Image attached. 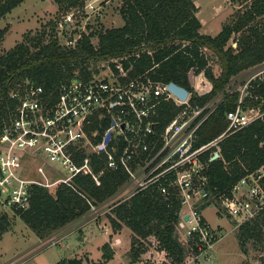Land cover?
I'll use <instances>...</instances> for the list:
<instances>
[{
  "label": "trees",
  "instance_id": "trees-1",
  "mask_svg": "<svg viewBox=\"0 0 264 264\" xmlns=\"http://www.w3.org/2000/svg\"><path fill=\"white\" fill-rule=\"evenodd\" d=\"M24 1L0 0V18ZM86 1L58 0L66 13L72 8L83 10ZM232 1L250 3L215 36L201 32L202 22L197 15L195 0H122L123 25L97 33L82 32L70 46L62 45L55 37L57 21L52 23L49 34L46 29L39 34L25 33L21 42L2 52V41L8 28L0 29V119L14 106L11 91L27 81L52 90L61 81L76 75L88 79L100 74L99 70L91 69L97 61H107L114 66L111 60L122 58L129 78L148 73L157 81L175 82L192 93L193 102L204 104L222 92L224 99L201 128V143L213 139L227 128L225 114L236 107L240 96L239 91L228 93L226 86L243 71L264 63V0ZM94 36L99 38L98 45L92 42ZM231 39L237 42L236 47L230 44ZM207 49L220 62L222 72L219 76L215 75ZM191 72L194 76L205 72L212 89L205 94L196 91ZM251 91L253 97L244 100V108L264 110V73L253 82ZM178 109L175 104L168 105L166 121ZM110 124L108 117L96 118L88 129L91 132L98 130L97 141L101 142ZM220 145L222 157L211 163V187L229 190L240 178L264 166V118L225 137ZM90 156L94 171L104 170L100 185L88 173L77 175L72 185L59 184L54 192L34 185L31 187L30 206L27 209L15 208L38 235L48 236L61 230L121 191L128 174L121 168H107L104 151ZM180 210L181 203L153 188L143 189L124 201L110 204L107 216L113 231H119L124 225L133 231L130 264H154L143 259L151 248L165 256L162 264H187L190 252L201 253L198 236L190 238L186 245L181 241ZM9 225L7 214H4L0 217V231L7 230ZM263 228L264 209L239 226L242 246L252 238L263 236ZM113 257V248L106 242L103 260L107 262ZM55 264H84V260L76 256L63 258Z\"/></svg>",
  "mask_w": 264,
  "mask_h": 264
},
{
  "label": "built area",
  "instance_id": "built-area-1",
  "mask_svg": "<svg viewBox=\"0 0 264 264\" xmlns=\"http://www.w3.org/2000/svg\"><path fill=\"white\" fill-rule=\"evenodd\" d=\"M72 18L73 14L65 16L68 30ZM111 62L115 65L108 63L110 71L104 76L85 79L76 75L52 90L27 81L11 91L14 106L0 119V206L27 209L34 185L48 189L62 183L72 185L82 173L100 185L104 170L94 171L90 155L104 151L107 168H121L129 176L121 189L127 191L116 195L118 201L147 188L176 199L181 203L179 225L189 224L188 234L198 236L200 250L213 246L217 237L202 215L204 209L245 221L256 217L264 209V166L240 178L229 190L211 187L210 169L222 157L220 143L225 137L264 118L262 108L243 106L247 97H253L251 88L264 73V63L243 72L259 70L250 79L240 80L242 90L226 88L228 93L240 92L236 107L225 114L227 128L201 143V128L224 99L220 93L204 104L193 102L191 92L182 100L169 89V83L148 73L129 78L122 58ZM170 104L179 109L166 121ZM106 117L111 124L98 142L99 131L88 128L96 118ZM109 130L111 139L105 144ZM28 160L34 164L27 165ZM50 161L67 172L62 175L56 168L49 169Z\"/></svg>",
  "mask_w": 264,
  "mask_h": 264
},
{
  "label": "rangeland",
  "instance_id": "rangeland-1",
  "mask_svg": "<svg viewBox=\"0 0 264 264\" xmlns=\"http://www.w3.org/2000/svg\"><path fill=\"white\" fill-rule=\"evenodd\" d=\"M195 2L198 7L197 15L202 22L201 32L212 36L217 35L226 24L235 18L238 12L245 10L250 3V1L233 2L232 0H195ZM86 3L88 6H85L83 10L78 11L72 8L66 13L58 0H25L12 12L0 18V29L8 28L5 39L2 41L1 51L9 50L21 42L25 33L39 34L46 29L49 34L52 23L57 21L59 22L54 34L65 46L74 44L82 32L97 33L105 28L124 24L120 12L122 0H87ZM68 14H73L69 30L64 24L65 16ZM98 41L97 36L92 38L95 45H98ZM233 41L231 39L230 44L233 43L236 47L237 42ZM206 51L215 75L219 76L222 67L217 56L210 49ZM91 69L99 70L100 74L97 75L100 76L110 71L108 62L102 60L92 64ZM258 71L257 69L249 73H243V71L226 88L229 90H232V87L241 88L240 80L250 79ZM247 74L250 76H246ZM193 80L194 88L200 94H205L206 91L212 89V83L205 72L193 76ZM221 93L220 99L225 96ZM33 164V161L28 160L27 165L32 166ZM49 166V169L56 168L59 174L63 175L67 172L61 164L50 161ZM30 171H35V167H31ZM55 188L52 186L49 190L54 192ZM124 190L127 191V188ZM125 191L122 190L116 195L122 196ZM116 195L110 201L93 207L87 215L68 224V229L64 227L48 236L38 235L21 218L15 208L0 206V217L7 214L10 224L7 230L0 231V264H11L15 261H21L23 264H55L63 258L76 256H82L84 264H130L129 251L133 231L125 225L119 231H113L107 216L110 204L120 200ZM186 210L189 211V208ZM217 214L212 208L202 211V215L218 239L213 246L203 248L199 255L190 252L187 264H264V228L262 229L263 236L259 239H250L243 247L238 232L239 226L245 220L231 217L224 212L221 215ZM188 227L187 223L185 228L179 225L180 238L185 245L191 238L188 234ZM109 229L111 233H108ZM106 242L110 243L114 251V257L107 262L103 260V245ZM143 259L154 264L165 262V256L153 248L143 256Z\"/></svg>",
  "mask_w": 264,
  "mask_h": 264
},
{
  "label": "water",
  "instance_id": "water-1",
  "mask_svg": "<svg viewBox=\"0 0 264 264\" xmlns=\"http://www.w3.org/2000/svg\"><path fill=\"white\" fill-rule=\"evenodd\" d=\"M193 76H194V73L191 72L190 74V77H191V80H192V84H194V80H193ZM169 86V89L174 92L180 99L182 100H185L188 95H189V90L183 86H180L178 84H176L175 82H169L168 84ZM111 135H112V131L109 130L107 133H106V136L104 138V143L107 144L110 139H111ZM188 215L185 216V219L187 220L188 219Z\"/></svg>",
  "mask_w": 264,
  "mask_h": 264
},
{
  "label": "crops",
  "instance_id": "crops-1",
  "mask_svg": "<svg viewBox=\"0 0 264 264\" xmlns=\"http://www.w3.org/2000/svg\"><path fill=\"white\" fill-rule=\"evenodd\" d=\"M208 91H209V90H208ZM206 92H207V91H206ZM88 222H90V220H89ZM65 228L68 229L69 227L67 226V227H65ZM64 231H65V230H64ZM66 231H67V230H66ZM85 233H86V232H85ZM108 233H111V232H110V229H109V232H108ZM67 235H68V234H67ZM79 257H82V256H79Z\"/></svg>",
  "mask_w": 264,
  "mask_h": 264
}]
</instances>
